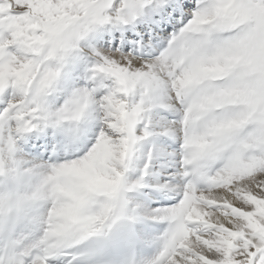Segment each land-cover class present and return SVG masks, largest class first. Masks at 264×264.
Segmentation results:
<instances>
[{"label": "snow or ice", "instance_id": "6c2138e0", "mask_svg": "<svg viewBox=\"0 0 264 264\" xmlns=\"http://www.w3.org/2000/svg\"><path fill=\"white\" fill-rule=\"evenodd\" d=\"M0 264H264V0H0Z\"/></svg>", "mask_w": 264, "mask_h": 264}]
</instances>
